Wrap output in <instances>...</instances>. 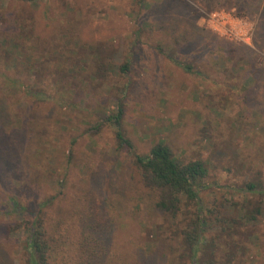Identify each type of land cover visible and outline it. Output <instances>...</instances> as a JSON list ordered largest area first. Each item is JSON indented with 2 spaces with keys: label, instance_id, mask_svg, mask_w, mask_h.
<instances>
[{
  "label": "rangeland",
  "instance_id": "374dc122",
  "mask_svg": "<svg viewBox=\"0 0 264 264\" xmlns=\"http://www.w3.org/2000/svg\"><path fill=\"white\" fill-rule=\"evenodd\" d=\"M0 84V264H22L5 225L42 201L49 221L110 226L117 259L168 264V224L107 122L119 107L135 154L162 142L204 164L205 262L264 264V0H0Z\"/></svg>",
  "mask_w": 264,
  "mask_h": 264
},
{
  "label": "trees",
  "instance_id": "16d2710c",
  "mask_svg": "<svg viewBox=\"0 0 264 264\" xmlns=\"http://www.w3.org/2000/svg\"><path fill=\"white\" fill-rule=\"evenodd\" d=\"M17 1L35 3L39 0ZM1 87L0 84V94ZM122 115L123 110L119 107L114 115L107 117V122L115 128L116 150L124 151L132 159L133 172L138 176L135 182L148 192L153 208L161 213L164 222L168 224L163 232L161 225L154 232L155 237H159L158 231L164 237L160 240L165 244L166 261L168 264H208L199 247L204 245L203 236L210 221L208 214L210 216L212 213L201 208L199 197L205 190L203 181L207 177L204 164L175 159L168 146L162 142L153 145L147 154H135L131 141L120 132ZM2 127L3 123L0 121V131ZM4 136L1 135L0 138L5 139ZM247 190L258 192L255 185H248ZM194 200L198 202L199 208L196 219L192 222L191 215H184L182 208H188L185 202ZM48 205L49 202L42 201L36 205L33 217L25 216L20 221L5 225V237L14 232L25 233L23 248L19 253L22 264H131L111 254V245L106 240L110 226L100 225L87 212L80 217L81 225L76 229L68 223L65 213L62 214L60 210H57L60 214L49 221L44 214ZM12 210L23 215L26 208L12 201ZM259 213L260 208L257 211ZM254 217L249 216L246 220L254 221ZM222 221L226 223L228 219L222 217ZM170 224L175 231L168 229L171 228Z\"/></svg>",
  "mask_w": 264,
  "mask_h": 264
}]
</instances>
